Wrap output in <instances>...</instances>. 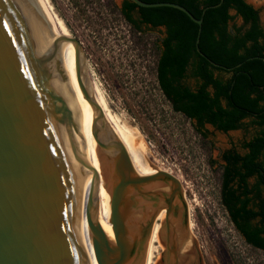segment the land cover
Segmentation results:
<instances>
[{"label": "water", "instance_id": "95a60500", "mask_svg": "<svg viewBox=\"0 0 264 264\" xmlns=\"http://www.w3.org/2000/svg\"><path fill=\"white\" fill-rule=\"evenodd\" d=\"M74 44L48 0H0V264H145L161 210L155 264H201L181 183Z\"/></svg>", "mask_w": 264, "mask_h": 264}, {"label": "trees", "instance_id": "16d2710c", "mask_svg": "<svg viewBox=\"0 0 264 264\" xmlns=\"http://www.w3.org/2000/svg\"><path fill=\"white\" fill-rule=\"evenodd\" d=\"M141 1L177 3L201 20L198 25L177 8L130 0L115 8L134 32L139 23L163 29L157 87L198 135L205 137L204 125L223 133L251 129L238 149L220 152L219 201L244 242L264 252V24L258 10L245 0Z\"/></svg>", "mask_w": 264, "mask_h": 264}, {"label": "rangeland", "instance_id": "374dc122", "mask_svg": "<svg viewBox=\"0 0 264 264\" xmlns=\"http://www.w3.org/2000/svg\"><path fill=\"white\" fill-rule=\"evenodd\" d=\"M48 1L80 45L85 67L106 100L131 122L160 168L180 180L201 264H264V252L244 242L219 201L220 152L230 144L238 149L251 129L223 133L204 125L201 137L174 112L155 79L156 45L163 30L155 27L145 35L154 37V51L141 45L137 32L115 10L120 0ZM245 1L264 24V0ZM232 22L241 24L239 17Z\"/></svg>", "mask_w": 264, "mask_h": 264}, {"label": "bare ground", "instance_id": "6f19581e", "mask_svg": "<svg viewBox=\"0 0 264 264\" xmlns=\"http://www.w3.org/2000/svg\"><path fill=\"white\" fill-rule=\"evenodd\" d=\"M54 4V3H53ZM60 19V18H59ZM61 21V19H60ZM62 22V21H61ZM64 28L66 29L68 35L70 36L73 44L75 42L74 38H73V35L71 34V32L69 30H67L66 26L64 25V23L62 22ZM75 46V44H74ZM92 72V71H91ZM94 81V80H93ZM96 86L98 87V89L100 90L101 94L104 96V93H102L100 87L98 86V83L96 81H94ZM105 97V96H104ZM106 99V98H105ZM137 132V131H136ZM137 134L139 135V133L137 132ZM143 140V139H142ZM144 145V144H143ZM145 147V145H144ZM148 149V148H147ZM164 170V169H162ZM169 170V169H168ZM164 171H167V170H164ZM169 172V171H167ZM170 173V172H169ZM172 174V173H171ZM173 175V174H172ZM175 176V175H174ZM176 177V176H175ZM178 179V178H177ZM179 180V179H178ZM180 182V180H179ZM181 183V182H180ZM182 187V190L183 189V186ZM185 198V197H184ZM185 201L187 203V208L189 209V204H188V201L186 200L185 198ZM163 216V211L161 210L157 216L154 218L153 222H152V225H151V229L149 231V235H148V238H147V252H148V255H147V260H146V263L145 264H155L156 262V258L159 257V254H160V251L163 249V245L162 243H160L158 241V238H157V235H156V232H155V227L158 223V220ZM192 219V218H191ZM189 221V220H188ZM188 226L190 227V223L188 224Z\"/></svg>", "mask_w": 264, "mask_h": 264}, {"label": "flooded vegetation", "instance_id": "af4514ba", "mask_svg": "<svg viewBox=\"0 0 264 264\" xmlns=\"http://www.w3.org/2000/svg\"><path fill=\"white\" fill-rule=\"evenodd\" d=\"M121 1L122 0H120V2H119V4H118V6H120V4H121ZM136 13L135 12H133L132 14H131V16H132V18L133 19H136ZM154 27H151L150 25H148V24H143V23H139L138 24V28H137V34L139 35V37H138V39H139V42L141 43V45H146V44H148L149 46H150V48L152 49V51H154V47H155V39H154V37H148V39L146 38V33H152L153 32V30H151V29H153ZM162 29V28H161ZM163 30V29H162ZM162 36V35H161ZM151 51V52H152ZM230 145H232V144H230ZM250 246V245H249ZM256 249H258V248H256ZM259 250V249H258Z\"/></svg>", "mask_w": 264, "mask_h": 264}]
</instances>
